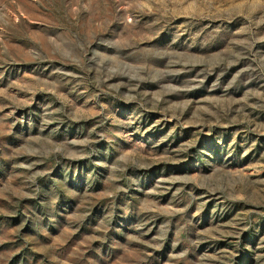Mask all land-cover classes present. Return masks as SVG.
I'll use <instances>...</instances> for the list:
<instances>
[{
    "label": "rangeland",
    "instance_id": "374dc122",
    "mask_svg": "<svg viewBox=\"0 0 264 264\" xmlns=\"http://www.w3.org/2000/svg\"><path fill=\"white\" fill-rule=\"evenodd\" d=\"M0 264H264V0H0Z\"/></svg>",
    "mask_w": 264,
    "mask_h": 264
}]
</instances>
